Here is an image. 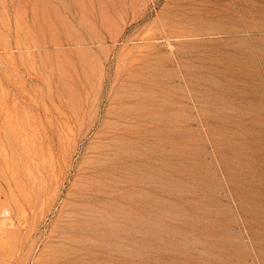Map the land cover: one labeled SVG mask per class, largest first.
Returning a JSON list of instances; mask_svg holds the SVG:
<instances>
[{
	"label": "rangeland",
	"instance_id": "rangeland-1",
	"mask_svg": "<svg viewBox=\"0 0 264 264\" xmlns=\"http://www.w3.org/2000/svg\"><path fill=\"white\" fill-rule=\"evenodd\" d=\"M0 264H264V0H0Z\"/></svg>",
	"mask_w": 264,
	"mask_h": 264
},
{
	"label": "built area",
	"instance_id": "built-area-1",
	"mask_svg": "<svg viewBox=\"0 0 264 264\" xmlns=\"http://www.w3.org/2000/svg\"><path fill=\"white\" fill-rule=\"evenodd\" d=\"M9 212L6 208H3L0 210V217H6L8 216Z\"/></svg>",
	"mask_w": 264,
	"mask_h": 264
}]
</instances>
